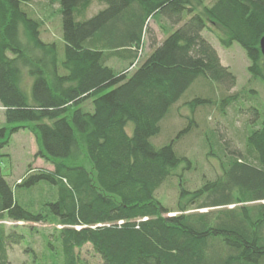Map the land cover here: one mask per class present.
Returning <instances> with one entry per match:
<instances>
[{
	"label": "trees",
	"instance_id": "obj_1",
	"mask_svg": "<svg viewBox=\"0 0 264 264\" xmlns=\"http://www.w3.org/2000/svg\"><path fill=\"white\" fill-rule=\"evenodd\" d=\"M33 1L0 0V113L7 125L18 124L10 135L32 130L38 155L54 164L53 171L30 170L16 190L47 184L56 200L32 212L0 176V264H11L10 252L23 246L18 226L30 225L35 234L36 224L55 227L54 242L46 237L52 254L45 246L47 254L37 258L28 248L36 264H83L79 251L87 245L102 264H264V111L252 110L256 124L246 125L243 150L220 149L221 175L192 191L180 183L175 210L157 198L183 162L191 166L178 148L207 124L198 120V110L226 114L238 107L241 93H231L237 77L207 35L225 49L240 45L251 81L264 82V0H52L62 29L61 41L51 44L41 38L40 20L24 8ZM95 2L104 7L88 17ZM150 21L165 37L152 41L145 58ZM24 33L31 40L25 49L40 51L36 61L25 56ZM114 61L126 69H115ZM24 70L33 79L30 94L21 84ZM201 79L213 97L181 102ZM179 106L190 109L180 115L189 128L155 145L152 139ZM0 137L2 157L6 128ZM204 137L213 153L208 131ZM79 140L93 175L61 164ZM8 221L16 227L9 230Z\"/></svg>",
	"mask_w": 264,
	"mask_h": 264
},
{
	"label": "rangeland",
	"instance_id": "obj_2",
	"mask_svg": "<svg viewBox=\"0 0 264 264\" xmlns=\"http://www.w3.org/2000/svg\"><path fill=\"white\" fill-rule=\"evenodd\" d=\"M51 1L52 0H34L30 4L24 5L25 10L28 11L30 16L40 20L42 23L41 38L44 42L49 44L61 41L62 29V19L59 17L58 13L59 6L57 3H52ZM207 2H209V0H207ZM102 7L104 6L95 2L88 12V17L95 15ZM159 30L155 21L149 22L144 38L143 57L146 58L151 52L150 46L155 38L159 41L162 40L160 39ZM207 36L211 38L214 45L219 49L224 63L230 67V70L237 77V85L231 90V93L239 92L241 94L240 98L235 103V105L238 106L236 110L231 108L226 114H221L216 108H212L209 111L205 109L198 110V120L205 119L207 120V124L201 123L200 131L193 132L191 136L186 138V141L181 142L178 148V151L188 158V162L191 163V166L189 167L186 161L183 162L174 176L170 177L157 192V198L162 204L173 210L177 209L179 204L180 183L184 184L185 188L192 191L200 188L204 180H212L221 175L222 169L217 157L218 154L221 155L220 149L227 144L231 150H243V136L246 132V125L249 122L248 127L251 129L256 124V122H254V111L252 110L258 109L264 111V82L262 80L251 81V75L248 71L250 62L244 49L236 43L231 48L225 49L219 44L212 33ZM21 41L24 44L23 51L25 52L26 58L32 61L35 60V58L39 56L40 51L35 47H33L30 52L25 49L26 45L31 42L28 34L24 33L21 35ZM41 66L43 65L39 67L41 68ZM111 66L120 71L125 70L127 67L126 64L118 61L112 62ZM32 81L33 79L28 74V71L24 70L21 84L29 94ZM198 96L205 98L213 97L210 87L202 79L191 87L181 102H189ZM88 105L89 103L85 105L86 108H89ZM179 107L174 110V113L164 125V131L161 136L152 139L155 145L161 146L169 143L181 132L189 128L190 121L182 123V117H180V115H186L188 112L187 109L189 108L183 109V107ZM15 125H7L4 114L2 112L0 113V129H7V137L9 139V145L3 149L2 157H0V176H4L9 183H11L21 205L32 212H41L44 211L46 204L56 200L55 192H48L50 187H48L47 184H41L32 190L25 188H18L16 190V184L28 175L30 170L35 172L40 170L53 171L54 164L52 161L38 155L41 146L37 136L32 130L25 128L19 130L18 133L10 135ZM196 129L197 128H195V130ZM128 130L132 133L133 126L129 125ZM207 131L209 132V140L210 142L212 141L211 143L214 145L213 153L210 152L207 138L204 137ZM4 140L5 138L0 137V142ZM61 164L72 169L85 168L86 172L92 175L94 172L93 165L87 156L83 141L81 142L80 140L77 141V146L71 158L61 162ZM207 211L208 210H202L201 212ZM175 214L176 213H170L167 216H173ZM3 223L9 230L16 227L13 222L8 221ZM29 226L30 225L27 227ZM33 226L37 230L35 234L32 228L23 227L22 225L18 226L17 231L24 234L26 238L23 242V246L16 247L10 252L11 264H36L35 255L27 251L30 246H32L37 253V258H40L41 254L42 256L47 254L44 253L46 252L45 246H47L49 254L54 252V250L49 247L48 244L50 241H47L46 237L49 236L51 238L50 240L54 242L52 234L54 233L53 229H55V227L48 224H36ZM79 254L83 264H102L101 256L96 254L90 245L85 246L79 251Z\"/></svg>",
	"mask_w": 264,
	"mask_h": 264
},
{
	"label": "crops",
	"instance_id": "obj_3",
	"mask_svg": "<svg viewBox=\"0 0 264 264\" xmlns=\"http://www.w3.org/2000/svg\"><path fill=\"white\" fill-rule=\"evenodd\" d=\"M154 22V21H153ZM156 23V22H155ZM157 24V23H156ZM157 26L159 27V35H160V39H164V37H165V34L162 32V29H161V27H160V25H158L157 24ZM212 28L216 31V32H219L220 30H218L215 26H213L212 25ZM162 41V40H161ZM213 42V41H212ZM214 44V43H213ZM215 46V48L217 49V51H218V53L220 54V52H219V49L217 48V46L216 45H214ZM220 57H221V54H220ZM221 60H222V57H221ZM222 63H223V65L224 66H226V67H229L228 65H226L225 63H224V61L222 60ZM230 68V67H229Z\"/></svg>",
	"mask_w": 264,
	"mask_h": 264
},
{
	"label": "water",
	"instance_id": "obj_4",
	"mask_svg": "<svg viewBox=\"0 0 264 264\" xmlns=\"http://www.w3.org/2000/svg\"><path fill=\"white\" fill-rule=\"evenodd\" d=\"M260 51H261L262 56H263V68H264V37H262L260 40Z\"/></svg>",
	"mask_w": 264,
	"mask_h": 264
}]
</instances>
